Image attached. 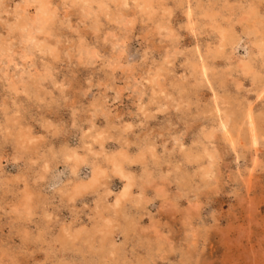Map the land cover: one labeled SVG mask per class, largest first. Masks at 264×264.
Wrapping results in <instances>:
<instances>
[{"label": "rangeland", "instance_id": "1", "mask_svg": "<svg viewBox=\"0 0 264 264\" xmlns=\"http://www.w3.org/2000/svg\"><path fill=\"white\" fill-rule=\"evenodd\" d=\"M41 1L0 0V264H264V0Z\"/></svg>", "mask_w": 264, "mask_h": 264}, {"label": "bare ground", "instance_id": "2", "mask_svg": "<svg viewBox=\"0 0 264 264\" xmlns=\"http://www.w3.org/2000/svg\"><path fill=\"white\" fill-rule=\"evenodd\" d=\"M38 1V0H37ZM77 1V0H76ZM134 1V0H133ZM39 2L42 4L43 2L41 1V0H39ZM140 3V2H139ZM144 3V2H143ZM140 7V6H139ZM146 8V7H145ZM148 9V8H147ZM41 14L42 15H45L46 13H47V9H46V5L45 4H42L41 5ZM84 10V9H83ZM88 12V11H87ZM49 13V12H48ZM38 14H40V13H38ZM39 18H40V15H39ZM43 18V17H42ZM119 19V18H118ZM44 20H46V19H44L43 18V22H44ZM46 22V21H45ZM196 22V21H195ZM45 25H43V27H44ZM40 27H41V25H40ZM39 30V29H38ZM40 33H41V31H39ZM34 33V32H33ZM32 33V34H33ZM47 34V33H46ZM32 36V35H31ZM34 36V35H33ZM225 38H226V36H225ZM28 41V40H27ZM224 41V40H223ZM34 42V41H33ZM35 43V42H34ZM44 43V42H43ZM42 43V44H43ZM261 45V44H260ZM259 45V46H260ZM33 46V45H32ZM225 47V46H224ZM47 48V47H46ZM15 63V62H14ZM203 71V70H202ZM204 72V71H203ZM205 74V73H204ZM218 102V101H217ZM218 107V106H217ZM219 113H221V112H219ZM248 120H249V125L251 126V129H252V134H253V139H254V143H255V145L257 144V136H256V133H255V122L253 121V117H252V115L250 114L249 115V117H248ZM228 123L229 122H227V123H225V125H223V127H224V129L225 130H227L228 129ZM225 133L226 134H228V135H230V131H225ZM102 135V134H101ZM100 135V136H101ZM253 139H252V141H253ZM71 154V153H70ZM76 157V156H75ZM77 158V157H76ZM125 158V157H124ZM74 159V158H73ZM112 158H110V160H111ZM75 161H76V159H75ZM82 161H83V159H82ZM86 161V160H85ZM85 161H83V162H85ZM82 162V163H83ZM111 162V161H110ZM82 163H78V166L76 165L75 167H74V170L76 171V170H78V168H80V165L82 164ZM113 165H114V168L116 169V172L122 177V178H124V179H126L127 180V184H126V186H125V188H123V192H121V193H123L122 195H120L121 197L116 201V203L117 204H120V202H121V199H123V198H126L127 196H128V192H129V189L131 188V182H130V179H129V175L127 174V173H125L124 172V169L122 168V164H120L118 161H113V162H111ZM85 163H83L82 165H84ZM82 168V167H81ZM102 169V168H101ZM101 169H99V167H97V168H94L93 169V172H92V176L90 177V179L87 181V182H80V183H77L76 185H75V193H82V192H85V191H87V190H90V189H94L95 187H96V185L99 183V179H100V176H101ZM103 172V171H102ZM104 174V173H103ZM209 176V175H208ZM104 178H105V175L103 176ZM131 178V177H130ZM123 179V180H124ZM211 179V178H210ZM79 180V179H78ZM131 180H132V178H131ZM126 182V181H125ZM131 190V189H130ZM132 192V191H131ZM131 194V193H130ZM77 195V194H76ZM79 196V195H78ZM72 198H75V195H74V197L72 196ZM110 224V223H109Z\"/></svg>", "mask_w": 264, "mask_h": 264}]
</instances>
